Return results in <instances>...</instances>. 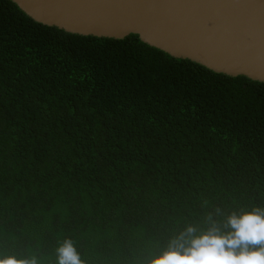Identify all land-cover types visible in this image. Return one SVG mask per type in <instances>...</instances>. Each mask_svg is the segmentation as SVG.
Wrapping results in <instances>:
<instances>
[{
  "label": "trees",
  "instance_id": "16d2710c",
  "mask_svg": "<svg viewBox=\"0 0 264 264\" xmlns=\"http://www.w3.org/2000/svg\"><path fill=\"white\" fill-rule=\"evenodd\" d=\"M252 208L264 83L0 0V260L56 264L70 239L84 264H148Z\"/></svg>",
  "mask_w": 264,
  "mask_h": 264
},
{
  "label": "water",
  "instance_id": "95a60500",
  "mask_svg": "<svg viewBox=\"0 0 264 264\" xmlns=\"http://www.w3.org/2000/svg\"><path fill=\"white\" fill-rule=\"evenodd\" d=\"M66 32L137 34L172 57L264 83V0H11Z\"/></svg>",
  "mask_w": 264,
  "mask_h": 264
},
{
  "label": "clouds",
  "instance_id": "9594fccd",
  "mask_svg": "<svg viewBox=\"0 0 264 264\" xmlns=\"http://www.w3.org/2000/svg\"><path fill=\"white\" fill-rule=\"evenodd\" d=\"M56 253V264H84L70 239H65ZM0 264L18 262L9 257ZM19 264L37 262L32 258ZM148 264H264V209L232 213L222 225L214 223L199 234L189 225Z\"/></svg>",
  "mask_w": 264,
  "mask_h": 264
}]
</instances>
